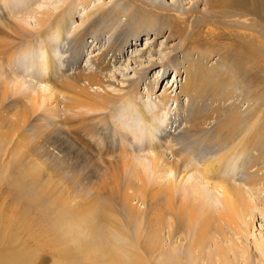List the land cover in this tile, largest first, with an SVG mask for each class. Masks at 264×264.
I'll use <instances>...</instances> for the list:
<instances>
[{"label": "bare ground", "instance_id": "6f19581e", "mask_svg": "<svg viewBox=\"0 0 264 264\" xmlns=\"http://www.w3.org/2000/svg\"><path fill=\"white\" fill-rule=\"evenodd\" d=\"M10 1L0 0V169L6 167L8 154L15 159L16 171H28L30 181L38 179L41 191L53 196L58 210H52L55 218L46 223L52 224L51 230L58 235L61 228L70 229L71 235L85 231L79 249L89 259L86 264H151L163 254L167 264H264V242L256 241L257 259L235 237L244 236L253 225L250 219L257 210L264 213V85L253 87L248 81L251 51L245 44L261 39L242 31L252 15L248 0H192L191 12H197L201 1L208 7L198 15L191 34L187 25L177 29L172 22L147 16L128 0H114L99 14H89L90 21L66 40L64 68L51 55L56 46L43 55L41 69L50 72L40 82L45 83L44 92L34 90L23 71L6 68L15 57L21 67L30 66L35 57L32 52L17 54L30 35L26 26L2 11V4L9 6ZM176 3L167 8L184 9L183 0ZM41 14L42 27L61 31L67 25L61 14ZM218 16L230 17L224 22L242 30L213 28L220 22ZM167 27L169 37H185L179 47L170 48L166 61L152 56L141 60L136 78L124 73L121 77L114 64L121 61L118 55L132 36L139 40L142 32L161 35ZM105 33L110 35L108 43L92 47L90 66H82L87 38L94 37L92 46H97ZM216 52L219 59L210 64ZM158 67L166 78L173 70L174 80L164 86L155 108L138 102L137 96H144L145 73ZM156 83L157 78L145 82L147 94L158 93H153ZM126 94L138 103L145 126L127 104L117 107ZM163 113L169 116L165 123ZM154 134L145 146L151 157H136L133 142ZM44 163L49 166L43 168ZM232 167L240 168L238 180L230 175ZM52 168L61 179L93 185L91 195L85 188L71 195L54 186ZM208 184L221 191L216 208ZM7 221L0 219V264H34L26 249L5 246ZM176 237L177 252L172 246Z\"/></svg>", "mask_w": 264, "mask_h": 264}, {"label": "rangeland", "instance_id": "374dc122", "mask_svg": "<svg viewBox=\"0 0 264 264\" xmlns=\"http://www.w3.org/2000/svg\"><path fill=\"white\" fill-rule=\"evenodd\" d=\"M128 1L142 13L156 19L157 21L159 20L160 23L165 22L164 24H170L172 22L175 24L177 29H179L180 26L187 25L189 28V34L192 33V28L198 22L196 21L197 17H199L198 15L200 13L206 12L208 7L207 4L201 1L197 12H191L190 10L194 6L191 5L193 3L192 0H183V10H178L176 8L174 10H169L167 8V4L173 3V5H176V1L179 0H157L156 3L151 2L150 0ZM113 2L114 0H69L66 3L64 0H11L9 6L5 7L2 4V11L6 13L7 18L17 21L18 23L20 22L29 30L28 32L30 36L28 37V42L24 44V46H21L17 54L22 56L28 52H32V56L35 55L34 59L31 60L32 65L30 64V66H28L29 68L21 67V65L19 66L17 63L18 58L15 57L13 59L12 67L6 65L7 70L11 71V69H13L15 72L19 70L23 71L25 74V79L27 78L26 80L33 87V89H41L40 91L44 92L45 83H43V85L40 82H42L44 77H47L50 72L48 69H41L43 66V61L45 60L43 55H46V53L52 49V45L56 46L54 47V51L51 53V55L57 64H62L61 67L64 68L65 64L63 61L65 57H67V54H63V45L65 44L66 40L69 41L73 39L76 33L90 21V19L87 17L89 14H92V16L99 14V11L103 7L110 6ZM248 2L249 10L252 11V15L247 17V28H242V30L238 27L230 26L229 24L227 25L224 20L226 21L227 19H230V17L224 16H221L222 18L218 16L220 22L218 21L217 23L220 25L216 23L212 25V27L215 28L214 26H216L219 31H221L223 28L224 30L227 29L228 31L233 30L236 32L238 29L239 31L242 30L243 33L247 34L248 36L259 37L261 39V41L257 42L255 45L245 43L251 51V60L248 67V81L251 84L254 82L253 87H255L259 84L260 86L261 84L264 85V0H248ZM42 11L52 13L53 17L57 15L60 16L61 14L63 22H66L67 25L61 31L59 29L52 28L50 25L42 27L39 22ZM166 12L170 13V16H167ZM182 16L186 17L185 20L181 19ZM122 17L125 16L123 15ZM49 27L52 29H49ZM206 29L207 27L202 30L203 35L207 31ZM168 34L169 27H167V30H165L164 33H161V35H157L155 32L149 34L142 32L140 33L141 39L139 38V40L134 38L133 35V38L130 39V42L124 47L123 53L118 55V57L121 58V61L114 64V68H119L121 77L124 73L126 78L133 79L138 75L135 71V68L139 67L138 63L141 60L147 61V59L152 56L157 60L166 61V54L170 51V48L179 47L180 41L185 38L176 36L169 37ZM102 36L100 37L97 46H92V44L95 45L96 42L94 37L90 36L87 38L84 47V56L81 62L82 66H90V64H87V60L92 54V47L97 48L101 45H105L110 37L109 33H105ZM227 40L228 39H224L223 41L226 42ZM223 41L219 40L217 43L224 45ZM46 44L47 46H45ZM166 46L167 49L165 48ZM177 52L179 57H182V52H180V49ZM218 57L219 53L216 52L214 55H212L209 63H214L219 59ZM44 63L47 65L46 61ZM172 71L173 70H169L170 75L168 78H166L160 75V73H162L161 67H158L154 70L149 68L147 73H145V80L143 81V84L141 83V92L145 91L143 93L144 96L142 94H140L139 97L137 96L138 102H140V100L141 102L147 101V103L156 108L157 100L159 98L158 95L163 92L164 86L168 83V81L171 82V80H174V72ZM156 78L157 83L153 93H158L154 95L147 94L145 82L149 81L150 79L154 81ZM175 84L179 85L180 82L175 81ZM174 92H178V89H176ZM46 93H50L49 87L47 88ZM126 95L127 97L117 103V107L124 108V105L127 104L136 113V117L140 121V126H145V120L142 118L139 112L138 103L131 102L132 96L129 94ZM62 107L63 106H61L59 109ZM113 111L114 110L112 109L110 113ZM41 112L42 110L39 112V114ZM63 113L64 112L62 110L61 114ZM161 115L163 122L165 123L169 116H167V113H163ZM153 136L155 137V134L152 136H146L148 139L147 141L135 142V139H133L132 135H130L131 141H134V148H137L135 152L136 157L144 160H147L148 157H151L152 152L150 150L145 151V148L152 143L151 141L154 139ZM157 142L160 143V141ZM55 152H57V150H55ZM4 158H6L8 162H6V167H4L3 170L0 169V219H6L8 220V223L10 222V226L5 223L3 224L5 229L7 230V228H9L10 231L8 233V239L5 246L10 250L14 248V245L19 247L20 250L26 249L27 252L31 254V258L34 259V264H73L71 262L75 261H80L82 264L88 263L89 259L87 260L84 258L86 254L81 256L82 251L79 249L81 243L86 239V232L74 231L73 235H71L70 233L72 232L70 229L61 228L62 230L58 235L55 231L51 230L52 224L48 225L46 223L55 218V216L53 217L52 210H58L56 204L51 201L53 196L50 198L47 192L44 193L41 191L39 186L40 181L38 179L31 178L33 181L31 182L28 171L25 174H20L19 171H16L14 158L8 157V154H5ZM46 165L47 164L44 163L43 166H41L44 168ZM48 166L49 165H47V167ZM232 168L233 170L231 171L230 175L233 178L236 177V180H238L239 175H237V172H239L240 168ZM50 171L52 173L51 175L53 176L52 184L54 186L63 188V190L65 189L64 191L67 194L76 195L80 192L81 188H85L88 191L93 188V185L90 186L91 184H87L85 182L80 183V187L78 183H73L71 179H61L59 176L57 177L54 175L53 168ZM165 181L161 182L165 183ZM232 182H234L233 179ZM208 186L211 189V197L216 208L220 202L222 195L221 191L211 188V184H208ZM89 195H91L90 191ZM134 202L139 208L141 207L142 210H144L145 205L142 203V201L136 199ZM120 219H122V217L120 218L119 216V220ZM247 219L249 220L250 216H248ZM250 221L253 222V225L247 227V231L244 236L241 237L235 235V237L239 238L240 241L243 240V245H246L249 249V252L253 253L258 259V251L255 248L257 240L264 242V213L257 210L255 219H250ZM164 229L162 230V234L166 239L164 240L166 245L165 247L167 248V227ZM75 234L77 236H75ZM71 236L73 240L69 241ZM177 242V237L172 240V246L176 252L178 251ZM151 264H167V255L163 254L159 256L158 259L154 260Z\"/></svg>", "mask_w": 264, "mask_h": 264}]
</instances>
